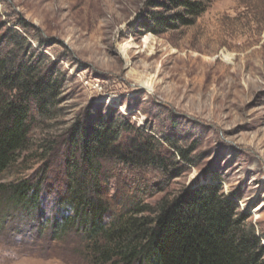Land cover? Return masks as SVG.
<instances>
[{
    "label": "rangeland",
    "instance_id": "1",
    "mask_svg": "<svg viewBox=\"0 0 264 264\" xmlns=\"http://www.w3.org/2000/svg\"><path fill=\"white\" fill-rule=\"evenodd\" d=\"M147 1L0 0V39L18 34L19 57L54 66L61 87L52 118L0 175V264H93L79 236L53 240L1 184L59 168L67 133L99 114L155 136L170 164H113L115 210L214 185L264 246V0H212L193 25L157 30L144 26Z\"/></svg>",
    "mask_w": 264,
    "mask_h": 264
},
{
    "label": "trees",
    "instance_id": "2",
    "mask_svg": "<svg viewBox=\"0 0 264 264\" xmlns=\"http://www.w3.org/2000/svg\"><path fill=\"white\" fill-rule=\"evenodd\" d=\"M211 1L148 0L144 26L193 25ZM17 37L0 39V175L29 149L43 121L52 118L61 88L54 66L19 57ZM64 140L59 168H39L18 182L1 184L15 209L36 224L45 220L53 240L79 236L93 264H264L260 239L241 227L235 201L220 197L214 185L155 205L133 200L120 211L113 208V164L170 169L155 136L126 121L118 124L112 114H99L74 124ZM47 148L53 151L52 145ZM180 156L187 158L182 151Z\"/></svg>",
    "mask_w": 264,
    "mask_h": 264
}]
</instances>
